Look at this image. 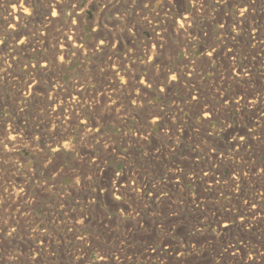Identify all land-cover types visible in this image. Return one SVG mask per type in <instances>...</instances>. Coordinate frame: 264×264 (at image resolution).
Masks as SVG:
<instances>
[{
    "label": "rangeland",
    "instance_id": "374dc122",
    "mask_svg": "<svg viewBox=\"0 0 264 264\" xmlns=\"http://www.w3.org/2000/svg\"><path fill=\"white\" fill-rule=\"evenodd\" d=\"M0 264H264V0H0Z\"/></svg>",
    "mask_w": 264,
    "mask_h": 264
},
{
    "label": "bare ground",
    "instance_id": "6f19581e",
    "mask_svg": "<svg viewBox=\"0 0 264 264\" xmlns=\"http://www.w3.org/2000/svg\"><path fill=\"white\" fill-rule=\"evenodd\" d=\"M192 3V2H191ZM62 4V3H61ZM58 5V4H57ZM21 6V5H20ZM222 6V5H221ZM73 9V8H72ZM255 17V16H254ZM12 18V17H11ZM16 22V21H15ZM13 23V22H12ZM191 23V22H190ZM235 25V24H234ZM13 27V26H12ZM16 28V27H15ZM69 28V27H68ZM97 29V28H96ZM151 33V32H150ZM20 34V33H19ZM240 40V39H239ZM19 44V43H18ZM40 45V44H39ZM73 45V44H72ZM64 46V45H63ZM29 48V47H28ZM27 56V55H26ZM111 58V57H110ZM225 58V57H224ZM15 59V58H14ZM192 62V61H191ZM248 64V63H247ZM41 65V64H40ZM259 65V64H258ZM180 70V69H179ZM61 76V75H60ZM123 78V77H122ZM170 78V77H169ZM113 81V80H112ZM84 84V83H83ZM78 85V84H77ZM75 87V86H74ZM162 89V88H161ZM29 91V90H28ZM164 91V90H163ZM27 92V91H26ZM36 93V92H35ZM63 98V97H62ZM63 102V101H62ZM211 108V107H210ZM45 109V108H44ZM77 113V112H76ZM163 114V113H162ZM172 115V114H171ZM204 118V117H203ZM96 120V119H95ZM262 124V123H261ZM20 126V125H19ZM95 127V126H94ZM196 127V126H195ZM138 129V128H137ZM260 130V129H259ZM146 133V132H145ZM187 133V132H186ZM29 135V134H28ZM33 143V142H32ZM195 143V142H194ZM112 145V144H111ZM80 148V147H79ZM208 149V148H207ZM161 152V151H160ZM238 158V157H237ZM173 160V159H172ZM183 161V160H182ZM24 164V163H23ZM28 171V170H27ZM178 171V170H177ZM253 173V172H252ZM133 175V174H132ZM233 177V176H232ZM125 179V178H124ZM20 181V180H19ZM137 188V187H136ZM120 189V188H119ZM138 190V189H137ZM12 191V190H11ZM9 192V191H8ZM17 192V191H16ZM15 192V193H16ZM14 193V194H15ZM137 194V193H136ZM233 195V194H232ZM261 199V198H260ZM208 210V209H207ZM255 217V216H254ZM240 219V218H239ZM75 223V221H74ZM253 223V222H252ZM70 225V224H69ZM246 227V226H245ZM198 228V227H197ZM47 236V235H46ZM75 237V236H74ZM39 246V245H38ZM162 247V246H161ZM236 252V251H235ZM77 253V252H76ZM145 253V252H144ZM79 256V255H78ZM145 258V257H144ZM171 258V257H170ZM151 260V259H150ZM251 262V261H250ZM163 263V262H162Z\"/></svg>",
    "mask_w": 264,
    "mask_h": 264
},
{
    "label": "snow or ice",
    "instance_id": "6c2138e0",
    "mask_svg": "<svg viewBox=\"0 0 264 264\" xmlns=\"http://www.w3.org/2000/svg\"><path fill=\"white\" fill-rule=\"evenodd\" d=\"M173 79H175V77H173ZM117 198H119V197H117Z\"/></svg>",
    "mask_w": 264,
    "mask_h": 264
}]
</instances>
